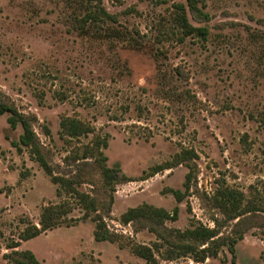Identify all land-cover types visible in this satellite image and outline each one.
<instances>
[{
    "label": "rangeland",
    "instance_id": "rangeland-1",
    "mask_svg": "<svg viewBox=\"0 0 264 264\" xmlns=\"http://www.w3.org/2000/svg\"><path fill=\"white\" fill-rule=\"evenodd\" d=\"M197 1L210 19L188 11V20L209 30L205 40H180L175 6L188 9L187 0H104L115 28L131 33L127 42L80 35L63 0H0V99L37 119L42 156L61 177L81 169L84 193L101 188L97 139L108 143L107 166L125 177L106 217L122 238L98 243L96 224L82 219L67 193L58 198L37 155L15 146L22 129L0 117V264H11L7 246L38 224L49 203L70 204L67 224L18 248L44 264H197L168 260L155 232L123 224L121 216L144 204L169 212L178 206V219L165 228H214V220H226L213 202L221 188L264 207V0ZM65 117L92 133L69 137L60 128ZM175 190L185 194L181 203ZM257 214L261 225L264 212ZM232 227L226 223L221 233ZM262 227L237 242L235 258L225 247L203 264H264ZM137 246L152 248L156 260L136 256Z\"/></svg>",
    "mask_w": 264,
    "mask_h": 264
},
{
    "label": "trees",
    "instance_id": "trees-1",
    "mask_svg": "<svg viewBox=\"0 0 264 264\" xmlns=\"http://www.w3.org/2000/svg\"><path fill=\"white\" fill-rule=\"evenodd\" d=\"M63 3L73 10V22L76 25L77 32L80 35L91 37L99 34V38L113 39L117 41H134L130 32L119 31L115 28L118 20L115 15L110 14L104 6V0H63ZM187 7L184 4L175 6L177 26L181 39L196 36L203 40L208 38L209 30L206 27H195L188 20V11L195 18L208 21L210 16L199 7L197 0H187ZM6 115L7 123L11 130L15 131L19 127L22 134L19 143L15 146L29 147L37 155L38 161L43 167L45 173L51 178V182L58 188L56 190L58 198L67 193L69 198L78 206L82 213V219H90L94 222V238L98 243L110 242L118 243L121 236L112 232L106 222V217L111 214L113 203V194L115 185L125 180V177H118L121 173L119 166L109 168L107 166L108 158L104 150L108 148L105 140L97 139L95 148L99 151L100 169H97L101 188L96 190L93 195L84 193L80 186L84 183L81 169L71 177H61L47 163L41 154L40 146L36 134L33 130V124L37 121L35 117L27 116L21 113L10 103L0 99V117ZM61 131L72 138L88 136L92 133L91 129L77 119L65 117L60 122ZM187 152V151H186ZM186 152L184 154H186ZM86 156V155H85ZM182 156V154L180 155ZM84 160L86 158L83 157ZM185 187L190 189V175L186 178ZM178 203H181L185 194L179 190L173 191ZM244 193L229 188H221L214 195L213 202L221 210L226 220L221 222L214 220L215 227L210 228L204 225L192 226L186 230H170L164 227L166 221H176L179 215V207L176 206L172 212L162 208H156L144 204L137 208L128 209L122 216L123 224H133L145 226L151 229L168 246V260H175L181 257L191 258L195 263L203 264L206 260L217 258L223 248H228L233 258H235V246L237 242L243 239L244 235L254 228H264V222L261 225L256 222L257 212H264V207L260 209L257 205L246 202ZM72 212V207L68 202L49 203L42 210L38 224H29L20 234L19 241L32 240L43 233L67 224V216ZM226 223H233L232 238L231 234L221 233V228ZM150 224V225H149ZM12 243L7 246L10 253L3 255L4 259L11 264H44L31 251H19L20 242ZM157 247V246H155ZM133 253L148 261L154 262L155 255L153 249L146 246L133 247Z\"/></svg>",
    "mask_w": 264,
    "mask_h": 264
}]
</instances>
